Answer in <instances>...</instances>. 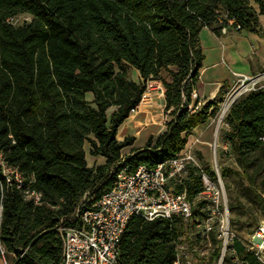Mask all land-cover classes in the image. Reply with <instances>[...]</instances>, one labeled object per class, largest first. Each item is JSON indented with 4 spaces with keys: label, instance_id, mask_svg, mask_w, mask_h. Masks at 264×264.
<instances>
[{
    "label": "trees",
    "instance_id": "obj_1",
    "mask_svg": "<svg viewBox=\"0 0 264 264\" xmlns=\"http://www.w3.org/2000/svg\"><path fill=\"white\" fill-rule=\"evenodd\" d=\"M259 16H264V0H0V246L5 257L11 255L12 264H60L57 229L73 218L85 195L90 203L97 201L124 167L129 172L140 165L155 168L177 157L223 100L221 92L204 104L192 98L204 60L200 31L220 34L225 27L262 34ZM20 17V24L7 22ZM148 81L164 89L165 129L124 155L134 138L118 141L117 130L141 102ZM223 121L221 139L228 152L218 155L232 157L234 168L222 164L218 171L229 192L230 223L251 234L258 222L250 206L264 208V89L236 100ZM86 143L89 155L103 158V164L88 166ZM202 171L216 182L213 168L190 163L181 184H173L200 216L207 203L200 197ZM232 178L243 184L234 196ZM25 192L40 194L39 202ZM182 232L177 216L132 217L118 244V263L172 264ZM233 249L240 260L258 264L242 242L235 241Z\"/></svg>",
    "mask_w": 264,
    "mask_h": 264
},
{
    "label": "built area",
    "instance_id": "obj_2",
    "mask_svg": "<svg viewBox=\"0 0 264 264\" xmlns=\"http://www.w3.org/2000/svg\"><path fill=\"white\" fill-rule=\"evenodd\" d=\"M223 20L218 19V23L222 24ZM22 21L21 17L7 20L12 25ZM228 24H233V21L229 20ZM226 32L223 27L221 33ZM232 75L234 82L218 105L216 114L219 120L224 119L236 100L264 89V70L250 75ZM151 83H146L140 103L151 99ZM192 98H196L195 93ZM197 142L198 139L194 140L177 157L155 168L140 165L133 172H129L127 167L122 168L117 172L112 188L93 203L85 195L73 218L61 222L57 229L61 239L60 264H119L118 244L130 218L153 221L173 216L182 219L183 232L175 239L172 264H211L210 257L216 249L220 251L219 257L212 264H224L227 256L230 264H248L240 260L233 249L234 242L240 240L231 227L228 204L216 165L213 168L217 174L216 182L201 172L203 192L200 197L207 202L204 216L194 213L193 203L187 200L184 192H174L173 184H181L187 165L193 163L200 167L192 151ZM210 147L216 152V142ZM16 180H19L18 176ZM25 196L32 198L35 204L40 199V194L34 192H25ZM243 245L258 264H264V220L256 225ZM0 257L4 264H8L1 246ZM13 257L17 259L15 255Z\"/></svg>",
    "mask_w": 264,
    "mask_h": 264
},
{
    "label": "crops",
    "instance_id": "obj_3",
    "mask_svg": "<svg viewBox=\"0 0 264 264\" xmlns=\"http://www.w3.org/2000/svg\"><path fill=\"white\" fill-rule=\"evenodd\" d=\"M258 21L262 34L237 32L232 29L225 34H214L208 28L200 31L204 60L195 94L201 102L213 100L219 92L224 97L234 82L233 73L250 75L264 70V16H259ZM204 63L209 64L208 70H204ZM135 77H138L137 73ZM152 83L159 85L157 94H153L146 103H140L117 130L118 141L126 137L134 138L133 145L124 150L126 154L131 149L142 148L150 137H156L164 130V89L160 82ZM210 122L211 119H208L189 137L193 138L191 143L198 139L194 145L200 151L206 149V146L210 147ZM90 158L96 159L100 164L104 163L103 158ZM86 161L90 166L87 155Z\"/></svg>",
    "mask_w": 264,
    "mask_h": 264
},
{
    "label": "rangeland",
    "instance_id": "obj_4",
    "mask_svg": "<svg viewBox=\"0 0 264 264\" xmlns=\"http://www.w3.org/2000/svg\"><path fill=\"white\" fill-rule=\"evenodd\" d=\"M24 19L28 20V17H25ZM207 66H209V64L204 63V67H206V68H204V70H208L209 69V67H207ZM135 76H136V72L134 70H131L130 71V78L132 80H134V81H137L138 77L136 78ZM149 82H154V81H149ZM150 85L152 86L151 87L152 91L150 92L151 97H152L153 94H155V95L157 94V92L159 90L157 88V86H159V85H154V83H151ZM147 101H149V99ZM147 101H144V103H146ZM113 110H114V108L109 109L108 112H107V115L109 116ZM210 119H211V122H210V125H209V131H210V134H212V136L210 135V138H209L210 141H208V143L210 145H212L214 142H216V144H217L216 152H214L213 149L211 147H209V146H206V149H204L203 151H200L199 148L195 147V145H194V146H192V151L194 152L195 159H196L198 165L201 168L204 167V165H208L210 168H215V165H216L217 168H219V166H221L222 164L227 166V167L234 168L233 158L232 157L228 156L226 159H221L219 157V155H218L221 150H223L224 152H228V147L222 142V139H221V130L226 127L225 124H224V121H223V119L219 120L218 114H216L214 117H212ZM166 121H167V117L164 114V122H163L164 129H165ZM192 139L193 138H188L187 145L191 144L190 141ZM84 150H85V153H86V155L88 157V160H89V165H90L89 167L100 165V163L96 159H91L90 158L91 156L89 155V146H88L87 143L84 145ZM123 154L126 155V153H123ZM198 154H200V156L202 157V160L198 158ZM222 185H223L225 196H226V200H227V203H228L229 192L225 189V185L226 184L223 181H222ZM229 185H230V190H231L230 193L234 196L235 195L234 193L243 184H241V179L232 178L229 181ZM250 208H252L253 217L256 219V221L258 223L260 221L264 220V208H261L259 206H250ZM229 215H230V220H231L232 216H231L230 212H229ZM247 218H248V216H246V215L241 217L242 220H247ZM234 231L237 234L239 240L243 244H246V241H247V238H248V235H249L247 233L246 229H244L241 232H237L236 230H234ZM8 257L9 258H6L8 264H12V262H13L11 260L12 256L9 255ZM0 264H4V261L2 260L1 257H0ZM224 264H230L229 263V259H226Z\"/></svg>",
    "mask_w": 264,
    "mask_h": 264
}]
</instances>
